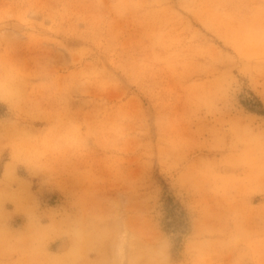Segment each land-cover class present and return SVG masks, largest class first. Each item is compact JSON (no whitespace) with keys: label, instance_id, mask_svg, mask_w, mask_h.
<instances>
[{"label":"rangeland","instance_id":"obj_1","mask_svg":"<svg viewBox=\"0 0 264 264\" xmlns=\"http://www.w3.org/2000/svg\"><path fill=\"white\" fill-rule=\"evenodd\" d=\"M0 264H264V0H0Z\"/></svg>","mask_w":264,"mask_h":264},{"label":"bare ground","instance_id":"obj_2","mask_svg":"<svg viewBox=\"0 0 264 264\" xmlns=\"http://www.w3.org/2000/svg\"><path fill=\"white\" fill-rule=\"evenodd\" d=\"M156 252V251H155Z\"/></svg>","mask_w":264,"mask_h":264}]
</instances>
